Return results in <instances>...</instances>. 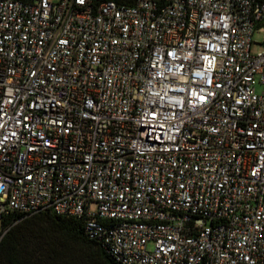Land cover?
Instances as JSON below:
<instances>
[{"label":"built area","instance_id":"2783aa9c","mask_svg":"<svg viewBox=\"0 0 264 264\" xmlns=\"http://www.w3.org/2000/svg\"><path fill=\"white\" fill-rule=\"evenodd\" d=\"M263 28L264 0H0V238L48 211L119 264H264Z\"/></svg>","mask_w":264,"mask_h":264},{"label":"trees","instance_id":"16d2710c","mask_svg":"<svg viewBox=\"0 0 264 264\" xmlns=\"http://www.w3.org/2000/svg\"><path fill=\"white\" fill-rule=\"evenodd\" d=\"M12 220L16 222L0 238V264H119L87 237L80 217L43 211L10 214L1 223Z\"/></svg>","mask_w":264,"mask_h":264},{"label":"rangeland","instance_id":"374dc122","mask_svg":"<svg viewBox=\"0 0 264 264\" xmlns=\"http://www.w3.org/2000/svg\"><path fill=\"white\" fill-rule=\"evenodd\" d=\"M264 30V28H263ZM262 31L254 30L251 36V42L249 45V50L252 54L260 52L263 49L262 46ZM261 89L260 85L256 86V90L259 91Z\"/></svg>","mask_w":264,"mask_h":264}]
</instances>
